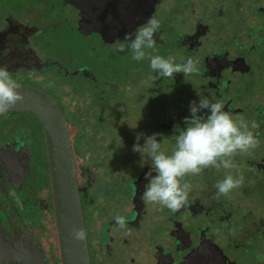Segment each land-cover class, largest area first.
Returning a JSON list of instances; mask_svg holds the SVG:
<instances>
[{
    "label": "flooded vegetation",
    "instance_id": "1",
    "mask_svg": "<svg viewBox=\"0 0 264 264\" xmlns=\"http://www.w3.org/2000/svg\"><path fill=\"white\" fill-rule=\"evenodd\" d=\"M207 1L215 0H0V66L7 67L21 88L49 95L68 125L90 264H244L239 258L246 254L264 264V152L233 158L250 169L242 167L244 184L228 196H217L221 168L185 177L192 185L189 203L172 212L144 200V174L152 162L129 149L125 138L129 131L135 137L146 129L145 135L162 132L163 146L171 151L173 126L184 128L190 102L199 103L204 96L224 101L225 111L243 116L249 125L255 121L258 128L251 130L260 141L257 148L264 150V0H216L213 9ZM149 17L161 22L153 53L172 56L177 63L192 57L202 74L178 73L150 87L142 84L145 92L137 90L135 101L131 95L135 83L140 86L142 70L131 74L122 69L128 100L118 103L114 71L99 83L93 67L99 56L111 60L113 48L127 45L125 34H135ZM65 31L73 36L59 38ZM82 82L95 91L83 96L78 87ZM119 107L123 118L117 116ZM97 131L107 135L104 148ZM80 144L86 147L81 150ZM23 153L30 158V174L14 195L41 240L44 226L27 183L35 177L44 182L52 203L43 128L29 111L0 115V170L3 157ZM42 169L44 176L35 173ZM99 170L110 178L107 183L96 176ZM243 197H248L250 209L242 204ZM117 215L126 217L127 230L118 227ZM41 249L50 264L42 241Z\"/></svg>",
    "mask_w": 264,
    "mask_h": 264
},
{
    "label": "clouds",
    "instance_id": "2",
    "mask_svg": "<svg viewBox=\"0 0 264 264\" xmlns=\"http://www.w3.org/2000/svg\"><path fill=\"white\" fill-rule=\"evenodd\" d=\"M160 27L159 19L149 17L135 34L126 33L124 40L128 42L127 45L121 44L118 48L120 52L125 50V46L130 48L132 59L136 61L149 60L150 68L156 75H148L141 83L150 87L157 79H173L174 74H202L198 67L199 61L192 57L177 63L172 56L165 58L149 51L156 49L155 36ZM19 88L20 85L12 78L7 67L0 66V115L24 100ZM224 109V101L212 102L204 96L200 97L199 103L190 102V115L183 118L185 127L173 126L176 134L171 151L163 147L164 138L157 140V136L162 134L137 133L132 150L149 157L152 162V167L144 174L148 181L143 192L145 201L172 212L186 207L192 185L185 177L200 175L209 168L235 169L237 173L233 175L229 172L216 183L218 197L228 196L234 189L243 186L242 170L233 158L237 154L250 155L259 146L260 141L251 130L258 128V125L255 121L249 125L243 116H235ZM203 110H208L207 114H199ZM142 136L143 146L139 143ZM115 221L121 230H127L125 216L117 215ZM70 234L75 241H85L87 238V231L82 227L73 226Z\"/></svg>",
    "mask_w": 264,
    "mask_h": 264
},
{
    "label": "water",
    "instance_id": "3",
    "mask_svg": "<svg viewBox=\"0 0 264 264\" xmlns=\"http://www.w3.org/2000/svg\"><path fill=\"white\" fill-rule=\"evenodd\" d=\"M131 11L130 2L129 13ZM140 25L141 22L132 27ZM18 91L24 100L7 112L29 111L39 119L43 128L59 263L90 264L87 238L75 241L70 234L73 226L85 229V221L68 125L49 95L21 87ZM1 165L0 264H46L40 237L22 215V206L14 195L30 174V158L24 153L3 157ZM8 168L11 170H6Z\"/></svg>",
    "mask_w": 264,
    "mask_h": 264
},
{
    "label": "rangeland",
    "instance_id": "4",
    "mask_svg": "<svg viewBox=\"0 0 264 264\" xmlns=\"http://www.w3.org/2000/svg\"><path fill=\"white\" fill-rule=\"evenodd\" d=\"M249 3H251V0H248ZM217 1H207L206 5H209V8L213 9L211 7L217 5ZM237 8V7H236ZM247 11L246 15L249 16H254V13L252 11ZM157 34V33H156ZM72 33H69L68 31L62 32L59 36V38H64V37H72ZM121 44L125 43H120L118 44L115 48L112 49V54L113 57L111 60H106V58H104V56H99L96 59V64L94 65L92 72L98 74V79H99V83L101 82H106L108 74L110 73V71H114L112 73H115V77L117 78V87L119 89V92L116 96V100H118V103L120 101H125L127 102L128 97H126V93L129 91L128 88H126L124 86L125 81H123V77H122V69L129 71V73L133 74L134 71L136 69H140L142 70L141 72V76L142 79L141 81L145 80L147 78L148 75L152 74V70L150 68V62L149 60L146 58L144 60H141L142 62L139 63V66L137 65L136 61L134 59H132V56L130 57V55L132 54L131 49L129 48L128 53H127V46H125V50L123 52L118 51V48L120 47ZM55 46H60L63 47V45L59 42H55L54 43ZM63 49H66L63 47ZM66 50H71V49H66ZM150 52H152L153 55H157V53H153V50H149ZM127 53V54H126ZM117 68V71L113 70L114 68ZM111 69V70H108ZM140 75V73H139ZM86 83H78V87L81 91V93L83 94V96H85L87 93L88 94H92L95 91V86L91 85V86H86ZM136 85V91L134 90V93L131 95L135 101H138V94H137V90L138 92H140L141 90L144 91L143 87H142V83H140V86ZM145 92V91H144ZM119 112L117 114L118 118H123V115L121 114V109L120 107L118 108ZM119 124H125V121H123V119L119 120ZM98 132V131H97ZM96 132V138L98 139V144L102 146V148H104L105 145V140L107 138V135L104 131L102 132ZM148 132V129H146V132H140V133H144L146 134ZM90 131H88L86 133L87 138L90 137L89 135ZM117 133V132H115ZM136 132L135 131H129L128 132V136L125 137L126 139L130 140L129 143V149L132 148L133 146H131V142H134V140L136 139L135 136H133ZM153 133H160L162 134L161 136H157V140L160 141L164 138L165 141V135L162 132H158V131H151L150 135ZM160 139V140H159ZM118 142V137L116 135H114L113 138V145H116ZM140 145L143 146L144 144V138L143 136L141 137L140 141H139ZM165 144V142H164ZM91 146V145H90ZM86 145H81L80 144V149L82 150L83 148H85ZM164 148L166 146H163ZM29 149V147H28ZM264 152V150H261L259 148H255L254 150L251 151V154L253 155H257L259 153ZM87 154H89V152H87ZM89 156V155H88ZM39 159V163H40V158ZM263 160V159H261ZM77 162H80V156L79 158L77 157ZM238 165V164H237ZM239 168L242 170V173L245 174V170L243 168L246 169L245 167V163L240 162V164L238 165ZM89 167V166H88ZM243 167V168H242ZM248 169H250V167H247ZM246 169V170H248ZM229 172H231L233 175H236V170L232 169V170H226L221 168L219 173L221 175V180L224 178V176L226 174H228ZM38 174H42L44 176V171L43 169L35 172ZM98 178L101 179L102 182L107 183L110 178L108 177H104V170H99V172L96 175ZM32 178V177H31ZM127 178L129 179L130 177L127 176ZM45 179V178H44ZM28 185L30 184L32 189L34 190L33 195H32V199L35 197V203L33 201L32 205L33 207H35L36 209V213H39V219L42 222V225L44 226V228L41 231V235H42V239L41 241L43 242L46 251H47V257H48V262H50V264H53V261H58L59 255H58V249H57V244H56V237H55V230H54V224H53V219H52V209L49 208V204H48V196H49V189L47 188V185L43 186L44 182H41L39 180V178L35 177L33 178V180L29 181L27 183ZM93 192V190H90L88 192V194L90 195ZM248 197H243L242 198V204L246 205V209H250L249 206L247 205L249 203V200L247 199ZM89 199V197H88ZM91 200V198H90ZM38 201V202H37ZM37 202V203H36ZM39 202L43 203V204H39ZM91 208V204L88 205V210H90ZM164 217H162L163 219ZM33 224L35 225L36 222L33 221ZM89 229V227H88ZM88 231V230H87ZM158 238H162V233H159ZM263 250V249H262ZM262 250H258V251H262ZM240 262L244 263V264H257L258 260L256 258H253V256H248L247 254L245 256H241L239 258Z\"/></svg>",
    "mask_w": 264,
    "mask_h": 264
},
{
    "label": "trees",
    "instance_id": "5",
    "mask_svg": "<svg viewBox=\"0 0 264 264\" xmlns=\"http://www.w3.org/2000/svg\"><path fill=\"white\" fill-rule=\"evenodd\" d=\"M45 168H46V165H45ZM49 204H50V200H49ZM50 208H51V204H50ZM52 219H53V216H52ZM55 230V229H54ZM56 237V236H55ZM56 264H59V261H55Z\"/></svg>",
    "mask_w": 264,
    "mask_h": 264
}]
</instances>
